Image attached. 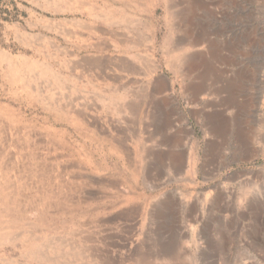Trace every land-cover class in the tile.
Wrapping results in <instances>:
<instances>
[{"label": "rangeland", "instance_id": "374dc122", "mask_svg": "<svg viewBox=\"0 0 264 264\" xmlns=\"http://www.w3.org/2000/svg\"><path fill=\"white\" fill-rule=\"evenodd\" d=\"M257 226L264 0H0V264H264Z\"/></svg>", "mask_w": 264, "mask_h": 264}, {"label": "bare ground", "instance_id": "6f19581e", "mask_svg": "<svg viewBox=\"0 0 264 264\" xmlns=\"http://www.w3.org/2000/svg\"><path fill=\"white\" fill-rule=\"evenodd\" d=\"M145 3V2H144ZM171 3V2H170ZM143 4V3H142ZM144 5V4H143ZM167 8V7H166ZM169 10V9H168ZM166 12H167V10H166ZM102 14V13H101ZM102 16V18L104 19V21H106V22H108V16H107V12H103V14L101 15ZM112 18V17H111ZM111 18H110V20H111ZM109 20V21H110ZM100 32V34L101 35H106V34H109L110 32L109 31H105V30H103L102 28H101V30L99 31ZM109 32V33H108ZM199 33V32H198ZM111 35V34H110ZM204 37V36H203ZM107 38V37H106ZM107 41V40H106ZM105 41V42H106ZM212 41V40H211ZM191 42V41H190ZM197 43H198V40L194 37V44H192V45H194V48L197 46ZM104 44V43H103ZM190 44V43H189ZM105 45V44H104ZM108 45V44H107ZM187 45V44H186ZM208 45H209V43H208ZM216 47V46H215ZM101 48H106V47H101ZM217 48V47H216ZM107 49V48H106ZM167 51V50H166ZM165 51V52H166ZM169 51V50H168ZM172 54V53H171ZM170 55V54H169ZM173 55V54H172ZM165 56V55H164ZM151 60L152 59H147V61H146V63H148L147 65L149 66V67H151L152 68V65L150 64V63H152L151 62ZM181 61V58H180V56L179 55H176V56H170L169 58H168V62L170 63V65L171 66H175L176 65V63H178V62H180ZM28 63H30V62H28ZM34 65V64H33ZM105 65V64H104ZM147 66V67H148ZM36 67V66H35ZM43 67V66H42ZM149 67H148V71H149ZM32 68V67H31ZM37 68H39V67H37ZM34 69V68H33ZM40 70H41V68H40ZM47 70V69H46ZM46 70H43V72L44 71H46ZM152 70V69H151ZM129 71V70H128ZM18 72V71H17ZM39 73H40V71H39ZM149 73H150V71H149ZM19 75V74H18ZM17 76V75H16ZM39 77V76H38ZM16 78V77H15ZM15 78H13V79H15ZM54 79H56V81L58 82H60L61 81V79L59 78V77H57V76H54ZM201 83V82H200ZM204 85H205V83H204ZM199 86V85H198ZM197 85H196V87H198ZM195 87V86H194ZM204 87V86H203ZM199 88V87H198ZM201 88H202V86H201ZM201 88H199V89H201ZM198 89V93H200L202 90H199ZM205 89V88H204ZM203 89V90H204ZM194 94H195V92H194ZM196 97V95L194 96V98ZM197 98V97H196ZM216 121V120H215ZM220 193V192H219ZM253 213V212H252ZM258 213V212H257ZM251 214V213H250ZM234 216V215H233ZM261 216V215H260ZM196 219H197V221H198V218H199V213H197L196 214ZM251 225H252V223H251ZM255 225V224H254ZM256 226V225H255ZM255 226H254V228H255ZM252 227V226H251ZM256 230L257 231H263L264 230V228H263V226H257V228H256ZM250 232V231H249ZM256 232V231H255ZM200 233V232H199ZM201 234V233H200ZM197 236H199V234H197ZM254 236V235H253ZM252 237V236H251ZM197 238H199V237H197ZM255 239V238H254ZM260 239V238H259ZM252 243H253V241H251V242H249V244H250V249L251 250H253V251H255L254 250V248H253V246H252ZM262 245H264V244H262ZM263 249V248H262ZM258 251H261V249H259ZM33 255H36L37 257H40V258H50V257H48V256H46V254L44 253V252H41L40 250H37V251H35V253H33ZM57 256V255H56ZM63 257V256H62ZM57 260V259H56ZM42 261V260H41ZM55 263V262H54ZM66 263V262H65ZM140 264V263H139Z\"/></svg>", "mask_w": 264, "mask_h": 264}]
</instances>
